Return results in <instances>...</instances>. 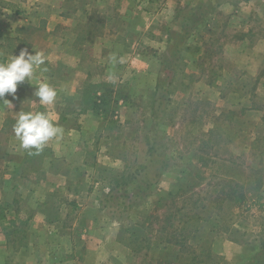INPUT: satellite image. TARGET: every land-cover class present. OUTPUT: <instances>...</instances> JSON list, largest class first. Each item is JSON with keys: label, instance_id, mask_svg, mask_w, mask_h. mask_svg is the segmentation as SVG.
<instances>
[{"label": "rangeland", "instance_id": "obj_1", "mask_svg": "<svg viewBox=\"0 0 264 264\" xmlns=\"http://www.w3.org/2000/svg\"><path fill=\"white\" fill-rule=\"evenodd\" d=\"M244 1L115 3L120 18L114 38L129 48L141 46V64L144 55L149 57L147 67L137 65L131 84L125 80V90L140 93L124 95L117 87L124 83L105 81L112 68L110 59L103 61L98 74L105 80L88 84V93L101 94L87 99L102 124L99 161L89 149L88 177L72 170L75 176L65 179L72 193L53 190L45 196L44 209L4 212L0 201V253L3 235L22 237L16 242L23 247L27 231L3 219L60 217L67 220L73 236L72 264H84V238L94 218L101 228H119L118 240L128 249L126 264H264V186L252 188L250 171L264 165V148L255 143L264 135V89L257 93L255 88L256 79L264 81V54L251 51L256 38L264 35V12L249 21L250 33L242 31L245 27L238 28L229 15ZM125 12L129 17L123 19ZM93 17L103 21L98 14ZM93 24L84 28L90 31ZM245 39L244 73L235 78L224 69L225 47ZM128 57L126 53L120 62ZM4 138L1 134L0 176ZM48 152V145L40 154L26 152L19 169L41 178L38 169ZM104 153L119 162L105 163ZM54 165L64 181L69 169L59 161ZM91 186L95 193L88 198L84 194ZM232 186L233 194L224 199ZM240 191L246 200L237 204ZM69 201L76 206L66 207ZM79 202L95 203L99 211H84ZM36 229L42 236L51 230ZM46 243L49 248L55 245ZM3 263L8 264L2 258Z\"/></svg>", "mask_w": 264, "mask_h": 264}, {"label": "crops", "instance_id": "obj_2", "mask_svg": "<svg viewBox=\"0 0 264 264\" xmlns=\"http://www.w3.org/2000/svg\"><path fill=\"white\" fill-rule=\"evenodd\" d=\"M117 2L118 0H0V63L9 60L12 55H19L25 48L32 54H35V51H42L48 57L46 64L42 66V69L46 70L38 72L32 80L33 84L26 78L24 83L18 84L15 96L6 94L3 98L11 101L13 107L5 105L3 99H0V135L3 134L5 137L3 175L0 176L3 180V198L0 197V201L4 212H11L12 209L15 212L32 211L37 207L44 209V206H48L45 196L53 190L63 189V195L72 193L68 188V185L70 187L71 185L65 180L75 176L71 174L72 170L79 174L83 171L84 177H88L87 153L92 152L93 160L99 161L98 150H101L99 148L103 144V141L99 140L102 124L87 99H93L94 96L101 94L98 90L88 93L90 87L88 84L105 80L98 74L103 61L110 59L112 68L110 74L108 73L110 78H106L105 81L115 83L116 86L124 83L117 86L118 89H123L121 91L124 95L129 93L132 97L140 93V90H133L130 87L125 90V80L129 79L131 84L134 81L133 76L136 77L137 65L143 64L147 67L149 57L144 55L143 48L141 64L138 59L142 54L141 46L129 48V44L121 43L117 37L114 38L120 18L115 12ZM259 12H264V0H246L239 9L232 11L229 19L238 28L245 27L242 31L250 33L249 21L260 19ZM125 13L123 19L129 17ZM93 14H98L99 19L103 21L96 22ZM92 23L94 29L89 31L86 30L88 28H84L85 25L88 27ZM245 42L246 39L241 40L236 46L228 44L225 47L227 55L224 69L235 78L243 76L244 73L241 69L243 67L241 60L245 55L242 53ZM251 46V51L255 52V55L264 54V35L258 36ZM128 50L132 51L131 55ZM126 53L128 59L120 62V58ZM112 56L116 57L115 61L111 59ZM130 72L134 75L130 76ZM38 82H47L57 90L54 105L43 106L39 103V98L34 96L37 88L35 84ZM255 88L257 93L264 89V81H258ZM88 94L90 96L92 94V97ZM116 97L120 98L119 95ZM21 111L50 112L64 129L62 138L53 139L48 144L49 152L41 160L38 169L41 178L24 174L19 169V164L26 161V151L20 149L13 128ZM89 149L93 150L88 152ZM104 155L107 159L105 163L114 165V162H119L117 157L107 153ZM57 161L69 169L66 178L63 176L64 181L61 180V176L58 177L59 172L54 169ZM49 177L52 178L50 181L45 180ZM93 187L95 188V186L87 188L84 194L88 198L95 193ZM78 205L84 211H99L95 203L79 202ZM67 206L72 207L76 204L69 201ZM3 220L11 226H23L27 229L23 247L17 244L21 242L22 237L12 238L3 235V252L0 253L3 262L6 259L8 264L73 263L72 252L75 245L66 219L27 217L25 220ZM89 224L84 238V264H126L125 255L128 249L118 240L119 228L114 224L101 228L98 220L94 218ZM36 228L39 230L43 228L46 233L48 229L51 230L42 236L36 233L38 231ZM48 240L55 245L49 248L46 243ZM42 243L45 245L42 246ZM11 259H14L12 263Z\"/></svg>", "mask_w": 264, "mask_h": 264}, {"label": "clouds", "instance_id": "obj_3", "mask_svg": "<svg viewBox=\"0 0 264 264\" xmlns=\"http://www.w3.org/2000/svg\"><path fill=\"white\" fill-rule=\"evenodd\" d=\"M47 59L44 52L35 51V54H32L25 48L19 55H12L6 62L0 63V99L6 94L15 96L18 84L24 83L26 78L32 83L39 71L46 70L42 69V66L46 64ZM111 59L115 61L116 57L112 56ZM35 85L37 88L34 96L39 98V103L43 106L54 105L57 90L47 82H38ZM3 102L13 107L11 101L3 99ZM13 131L20 149L29 155L40 154L50 141L62 138L64 134L63 127L47 111L19 112Z\"/></svg>", "mask_w": 264, "mask_h": 264}, {"label": "trees", "instance_id": "obj_4", "mask_svg": "<svg viewBox=\"0 0 264 264\" xmlns=\"http://www.w3.org/2000/svg\"><path fill=\"white\" fill-rule=\"evenodd\" d=\"M258 79H256L255 84H257ZM256 86V85H255ZM258 141V144H261V147L264 148V135L262 136V138L260 140H255V143ZM264 165L262 164L258 169H251V186L253 189L255 190H259L264 186V177H263V168ZM234 190H233V186L230 188V191L224 193V199L225 198H229V196L231 197V195L233 194ZM235 199L237 202V204H241L244 200H246L245 197V193L243 191H240L239 194H237L235 196ZM156 263H161V259H157L155 261Z\"/></svg>", "mask_w": 264, "mask_h": 264}]
</instances>
